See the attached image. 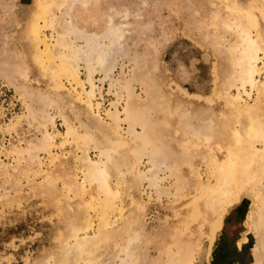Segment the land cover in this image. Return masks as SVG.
<instances>
[{"label":"rangeland","instance_id":"obj_1","mask_svg":"<svg viewBox=\"0 0 264 264\" xmlns=\"http://www.w3.org/2000/svg\"><path fill=\"white\" fill-rule=\"evenodd\" d=\"M253 119L264 0H0V264H264V142L217 175Z\"/></svg>","mask_w":264,"mask_h":264},{"label":"bare ground","instance_id":"obj_2","mask_svg":"<svg viewBox=\"0 0 264 264\" xmlns=\"http://www.w3.org/2000/svg\"><path fill=\"white\" fill-rule=\"evenodd\" d=\"M225 3H226L225 7H227V5H228V7L230 8V9H228L230 11V13L231 14L235 13V17L237 18V19L235 18L236 22L241 23V19L242 18L246 19V17H247V13L246 12L247 11H246L245 8L242 7V5L240 6V5L236 4V7H235L236 10H234V8L232 6H229V3H227V2H225ZM231 11H234V13L231 12ZM236 22L233 23V25L235 26L236 29L239 30L241 35L242 34L244 35V39L241 41V42L244 43V46H243L242 50H240V58L237 59L238 66L240 67L239 68L240 70L238 71L240 73L239 74L240 75L239 80L241 82V86L244 85L245 83H250V85H251V84H253V81H254L253 80V76H254V74L257 71L256 68H255L256 67L255 63L258 60V53H259V51L262 50V48H261V45L257 42V40L252 39L250 37L249 30L245 26L243 27L244 24L242 23L243 25L242 24L240 25V24H238ZM226 27H228V26H226ZM235 39H237V38H235ZM65 46L69 47L71 49L70 44H67L66 42H65ZM234 46H236V45H234ZM93 50H94V47H92L90 45V43L88 42L87 43V48H86V54H85V64L87 66H90V68L94 64V61H93L94 60V58H93L94 56L92 57ZM98 51L99 50H97V52ZM77 52H79V51L77 50ZM98 54H99V52H98ZM100 58L98 57V59L96 58V60L99 61ZM104 62H105V58H102L101 61L99 62V64L102 66V64ZM95 65H96V63H95ZM95 65H94V68H95ZM60 66L62 67L63 74H66L67 76H70L73 81L77 82V77H76V74H75L74 70L68 64L66 59H64L63 57H61V65ZM101 69H103V68H101ZM104 70H105V68H104ZM91 73H93V72L89 71V75L90 76H91ZM242 87H244V86H242ZM132 101H133V103H132ZM132 101L131 100L128 101L126 103V107L124 108V111L127 112V114H128V116L127 115L126 116L129 117V118H131L130 116L133 115L132 113L134 111H136V108H137L136 102H134V100H132ZM127 117H126V119H127ZM260 140L264 142V127H263V123L261 121H258V120L255 121L254 119L252 120V123L250 125H248L245 134H240L237 131H234L231 134V136H230V146H229V148H230L229 151H230V155H231L230 156V161H228L227 164H225V165H220L219 168L217 169V173H218L217 175L220 178V182L225 185V190L226 191H228L229 189H231L235 185V177H236V173H237L238 163H239V161L241 159L240 158V152L244 150V146H246V144L254 143L255 141H260ZM105 173H106L105 169H102L101 171H99V178H100V180H102L101 181L102 184H103L102 190L106 194H108L110 196L114 192H112V190L107 185V179L105 177ZM237 175H238V173H237ZM217 203L221 204V200L219 198H218V202ZM77 227L78 226H76V228L74 227V231H77L79 229ZM239 257H240V255H236V256H233V257L230 256L229 257L230 264H239Z\"/></svg>","mask_w":264,"mask_h":264}]
</instances>
